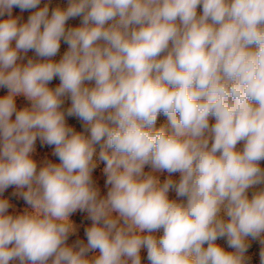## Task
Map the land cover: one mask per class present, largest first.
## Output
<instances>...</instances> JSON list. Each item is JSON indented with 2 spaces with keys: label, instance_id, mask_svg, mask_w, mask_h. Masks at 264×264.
I'll return each instance as SVG.
<instances>
[{
  "label": "clouds",
  "instance_id": "obj_1",
  "mask_svg": "<svg viewBox=\"0 0 264 264\" xmlns=\"http://www.w3.org/2000/svg\"><path fill=\"white\" fill-rule=\"evenodd\" d=\"M41 4L0 0V194L14 186L29 206L12 215L0 198V264H142V248L149 264H245L247 238L264 244V0ZM14 7L35 11L20 22ZM38 138L59 163L38 168ZM77 210L92 224L68 246Z\"/></svg>",
  "mask_w": 264,
  "mask_h": 264
},
{
  "label": "rangeland",
  "instance_id": "obj_2",
  "mask_svg": "<svg viewBox=\"0 0 264 264\" xmlns=\"http://www.w3.org/2000/svg\"><path fill=\"white\" fill-rule=\"evenodd\" d=\"M45 3H49V0H42L41 6H43V4ZM67 5H68V0H50L49 7L51 11V9L57 6L61 8H66ZM32 11H35V10H32ZM32 11L21 12V10L18 7H14L12 10V17L14 18L20 17L21 18L20 22H26L28 17L32 14ZM197 12L198 14L202 13V5L198 6ZM7 18H8L7 15H5L4 17H0V19H7ZM81 19H82L81 17L69 19L67 21L66 27L80 26ZM13 46H14V42H13ZM67 48H68V45L64 43L62 40L59 52L57 56L53 58L54 61L58 62L62 58ZM34 56H35V53L30 50L25 56L24 60L18 61V63H26L27 58L34 57ZM59 84H60L59 78L54 77V79L49 83L48 86L52 89H55L56 87L59 86ZM89 86H92V85H89ZM4 95H7V89L0 88V96H4ZM63 99H64V103L62 104V109L66 112V110L71 106V100L67 96H65ZM16 105H17V109L20 110L25 107H30V102L23 95H21L16 98ZM13 119H14V116H13ZM66 123L69 127H72L76 132H80L85 135H88V131L86 130L87 126L84 124L83 121H81L77 117L66 115ZM213 123H215L214 118H210V124H213ZM162 126L165 127L169 131L171 130L167 117L163 114H160L157 117L155 127L160 128ZM242 147H243V142L238 143L237 148L242 149ZM35 149L36 150L33 153L32 158L37 162L38 168L43 166L45 162H52V163L60 162L58 158L55 155H53L54 146H48L46 144H42L39 138L36 141ZM96 150L98 154L100 150V145H96ZM95 158L96 157H94V159ZM104 166L105 165L103 162H99L98 167L93 171V174H92L94 184L99 189L101 197L106 196L108 187H109L105 183L106 175L102 171ZM260 166L264 168V161L260 162ZM144 171L146 173L150 172L151 168L149 166H145ZM154 175L158 177L161 183H163L169 177V174L167 172H157V173H154ZM179 175H180L179 173H173L171 178L173 180H179ZM259 187L260 186H257L256 188H253V189H249L248 191L249 198H251L253 192L257 191ZM168 195H169V199H178L174 191L170 190ZM0 198L7 199L9 201L11 207L9 208L8 213L12 215L21 214L26 208L29 207L24 201V199L18 194L17 189L14 186L9 187L2 194H0ZM70 219L74 225L75 232L69 235V238L66 242L67 245L73 246L76 244L77 241H81L84 244H86L87 243V237L85 234L86 229L90 227L92 224V221L89 219L88 214L86 212H81L77 210V212L71 215ZM161 234H162V231L160 233H157V235H161ZM216 243L220 245L221 247H224L225 250L227 251H233V249L228 247L226 238H220L216 241ZM247 243L249 246L245 253V264H261L260 253H261V250L264 249V244L260 242L259 238L253 240L251 237L247 238ZM98 254H99V250H95L93 252H89L87 255L91 257V256H95ZM140 255H141L142 264H149V261L147 259V250L145 248L141 249ZM12 264H16V262H12Z\"/></svg>",
  "mask_w": 264,
  "mask_h": 264
}]
</instances>
